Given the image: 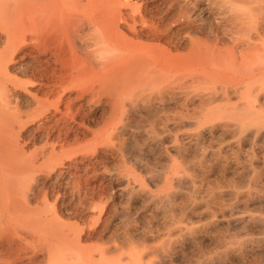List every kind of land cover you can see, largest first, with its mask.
I'll list each match as a JSON object with an SVG mask.
<instances>
[{
    "label": "bare ground",
    "instance_id": "1",
    "mask_svg": "<svg viewBox=\"0 0 264 264\" xmlns=\"http://www.w3.org/2000/svg\"><path fill=\"white\" fill-rule=\"evenodd\" d=\"M0 264H264V0H0Z\"/></svg>",
    "mask_w": 264,
    "mask_h": 264
},
{
    "label": "rangeland",
    "instance_id": "2",
    "mask_svg": "<svg viewBox=\"0 0 264 264\" xmlns=\"http://www.w3.org/2000/svg\"><path fill=\"white\" fill-rule=\"evenodd\" d=\"M196 183H197V182H196ZM197 195L199 196V198H198V196H197V199L200 200L201 195H200L199 193H197Z\"/></svg>",
    "mask_w": 264,
    "mask_h": 264
}]
</instances>
